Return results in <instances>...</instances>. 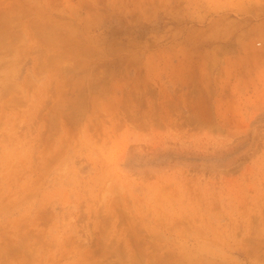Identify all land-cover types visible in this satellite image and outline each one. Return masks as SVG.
<instances>
[{
    "label": "rangeland",
    "instance_id": "1",
    "mask_svg": "<svg viewBox=\"0 0 264 264\" xmlns=\"http://www.w3.org/2000/svg\"><path fill=\"white\" fill-rule=\"evenodd\" d=\"M0 264H264V0H0Z\"/></svg>",
    "mask_w": 264,
    "mask_h": 264
}]
</instances>
